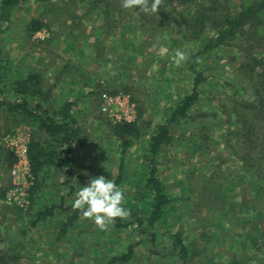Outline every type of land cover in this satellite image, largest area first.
<instances>
[{
  "label": "rangeland",
  "instance_id": "374dc122",
  "mask_svg": "<svg viewBox=\"0 0 264 264\" xmlns=\"http://www.w3.org/2000/svg\"><path fill=\"white\" fill-rule=\"evenodd\" d=\"M234 2L241 3L242 0ZM86 5L87 0H26L14 8L9 20L0 26L1 59L10 66L7 71L3 70L8 85L6 89L37 68L49 91V100L59 106L70 85L62 82L63 90L59 95L55 94L56 79L73 77V83H83L86 79L92 81L87 77L92 75L96 77L93 84H100L99 89V86L94 87L99 98L94 102L87 99L83 102L86 107L82 104L85 109L75 112L82 134L71 154L75 159L74 177L67 176V167L60 172L56 171L58 167L50 170L46 189L39 193L35 204L30 202L32 182L25 174L27 164L21 161L19 149L30 148L34 140L43 142L47 134L33 119L9 113L6 108L0 112V144L16 159L9 173L11 184L5 198L0 200V241L14 229L16 233L26 231L25 235H20L22 244L14 250L23 257L22 264L80 262L74 260L76 250L70 251L64 243L66 238L57 243L55 249L51 246V235L58 229L57 223L66 220L68 213L58 210L53 221L43 226H33L30 215L42 207L72 205L75 193L92 177L103 175L114 181L118 177L122 144L113 133L115 125L101 113V94L128 93L137 103L144 135L125 153V162L129 173L139 170L142 176L144 169L139 165L145 163V159L141 157L147 155L148 141L156 126L166 123L184 96L192 92L195 83V71L190 68L189 59L177 67L174 56L179 49L190 57L201 47L202 39L196 42L184 40L180 34H173L171 28L162 31L164 27H159L163 35L149 36L153 38L146 46L142 40L148 39L151 33L145 34L144 30L133 32L127 21L130 17L121 20L124 15L135 16V9L115 11L107 19L103 10L100 14L96 10L87 16ZM1 7L0 3V14ZM34 19L48 22L50 28L45 27L30 37L26 28ZM113 20L118 22L110 25L108 22ZM134 21L138 22V19ZM10 23L13 29L6 32ZM122 32L128 36L136 33V36H130L124 45L120 36ZM161 46L167 51L162 53ZM244 53L240 48L220 49L203 60L198 66L205 78L199 88V103L191 109V118L183 119L180 125H172L173 141L165 144L158 154L160 176L167 184L168 192L178 199L173 204L175 209L166 215L168 225L159 227L156 232L158 249L171 251L175 235H180L186 245H192L200 253L189 264H264V237L260 236L264 229V211L260 212L264 210V196L257 191L264 187V113L257 116L245 107H241L240 112L235 110L239 104H255L257 101L253 82L251 85L248 76L250 68H246L250 60ZM148 123L150 128L146 127ZM244 159H250L255 166L246 165ZM141 176L132 175L130 178L139 179ZM130 178L128 176L127 180ZM127 180L121 184L125 203L130 200L128 193L135 189ZM4 185L0 184V187ZM57 191L60 193L56 196ZM62 197L66 199L63 201ZM139 207L146 209L147 203ZM18 208H24L27 214ZM31 208L33 210L28 211ZM252 208L259 210L255 212ZM127 209L131 216L132 206ZM144 214L149 213L146 210ZM224 214L227 217L221 224ZM20 215L27 218L22 219ZM133 220L130 217L123 222ZM15 221H18L17 227L13 224ZM81 222L77 230L70 231V235L74 237L81 231L80 235L83 232L86 238L90 234L101 238L110 246L107 249L109 255L124 254L129 245L140 242L134 248L131 262L122 264H183L177 257L164 258L153 253L155 245L149 234L141 232L137 222L120 230L114 222L106 231L100 230L90 219L82 217ZM236 233L250 237L240 242ZM83 235L79 249L85 255L82 264H95L92 255L101 253L102 247L95 240L86 241ZM0 245L12 250L15 247L10 243L0 242ZM56 255H64V258L59 259L60 256Z\"/></svg>",
  "mask_w": 264,
  "mask_h": 264
},
{
  "label": "trees",
  "instance_id": "16d2710c",
  "mask_svg": "<svg viewBox=\"0 0 264 264\" xmlns=\"http://www.w3.org/2000/svg\"><path fill=\"white\" fill-rule=\"evenodd\" d=\"M26 0H1V24L7 22L9 14L14 8H18ZM86 7L88 8L87 16L97 11V14L103 10L106 18L109 19L114 15L115 11H124L121 6V0H87ZM102 11V13H103ZM135 16L128 14L124 15L123 19H129V24L132 26V30L139 31L144 30L145 34L149 32L148 39H143L142 44L148 45V40L153 37H157L159 27H164L162 31H166L169 28L174 33H178L184 40H191L196 42L203 40L201 47L195 51L189 57L190 68L195 71V83L191 93L184 96L181 103L172 112L169 119L165 124H159L156 126L151 139L148 141L147 155L141 157L145 159V163L139 165V168L144 169V173L141 176L139 170L134 173L128 172V167L125 162V153H127L131 146L144 135V128H141L139 122L126 123L115 126L113 133L118 137L122 144V159L119 169V175L115 179L117 187L121 188V184L125 183L128 176L139 175V179L130 178L127 181L133 186V193H128L130 199L128 203L124 202V207L128 208L132 206L133 210L131 216L127 218L134 219L129 223H124V219L117 218L115 225L118 230L127 228L138 223L143 234H149V237L155 245L154 253L156 255H162L165 257H177L183 261V264H189L193 257H196L200 253L197 249H194L192 245H186L180 235H175V241L172 250L158 249V237L157 231L159 227L166 228L168 225L167 213L175 209L174 202L178 201L176 195L168 192L167 184L162 180L160 176V166L158 165V154L164 149L165 144L172 143L173 138L171 136L173 127L172 125H180L182 120L188 117H192L191 109L199 103L200 91L199 88L203 84L205 78L202 72L198 71V66L201 63H197V58L206 60L211 55L220 49L236 48L242 49L243 53L249 58V63L246 68H250L248 76L250 83L255 90V96L257 101L255 104H239L235 110L240 112L241 107H245L253 111L257 116L264 113V0H249L248 3L242 0L241 3H235L234 0H164L160 9L155 14H144L139 12L138 9L134 11ZM74 19L77 16H72ZM138 19L137 21H134ZM117 20L109 21L111 25H115ZM11 24L8 26L6 32L11 28ZM150 26L149 28H147ZM50 28L49 23H45L42 19L32 20L26 28L27 34L32 37L36 32L41 31L43 28ZM159 32V33H158ZM136 33L127 35L121 33V38L124 45H126L130 39V36L135 37ZM153 36V37H149ZM133 39V38H131ZM147 40V41H146ZM225 47V48H224ZM126 48V47H125ZM3 54L0 49V112L3 108L9 113L18 114L25 118L33 119L39 122V127L47 134L46 140L39 142L34 140L29 148V160L31 165V174L33 176L30 202L37 201V197L40 192L45 188L47 184V176L50 174V170L58 167L57 172H60L67 167L65 173L71 179L74 177L73 167L75 159L71 157L75 144L81 139L82 130L79 127L77 118L72 114V104L55 105L52 104L49 91L46 90L45 81L41 74L30 73L26 77H20L17 79L10 89H6L8 86L5 84V74L3 70L9 69V64L5 62L1 55ZM141 54V53H139ZM127 92L128 89H125ZM116 92V91H114ZM113 92V93H114ZM7 93L9 95H7ZM10 96V97H6ZM5 96V97H4ZM241 114V113H237ZM264 118V117H263ZM151 124H147L146 127L150 128ZM147 130V129H146ZM145 130V131H146ZM252 132V131H250ZM246 135L245 137H249ZM140 159V158H139ZM263 159L262 157L259 158ZM264 160V159H263ZM16 162L15 155L8 150L3 144H0V184L5 183L3 187H0V200L5 198L7 194V187L11 184L9 179V173ZM244 163L250 167L255 166L251 163L250 159H244ZM256 164V163H255ZM3 176V177H2ZM258 193L264 196V187H259ZM59 192V191H58ZM60 193V192H59ZM73 194V193H72ZM41 196V195H40ZM127 198V199H128ZM66 197H62L64 201ZM131 201V203H130ZM147 203V208L139 207L140 204ZM128 205V206H127ZM195 206V203L193 204ZM33 206V205H32ZM17 207V205L15 206ZM19 207V206H18ZM62 213H68L67 222L60 226V232L63 234L68 233L69 229L75 225L81 218L82 214L78 210H74L72 206L66 207L62 205L60 207ZM19 211H26L24 208H18ZM59 207L51 205L48 207L39 208L33 215L32 224L37 226L42 220H48L53 218ZM255 212L259 209L252 208ZM31 208L28 211H32ZM148 211L149 214L145 215L144 212ZM19 211L17 215L19 217ZM261 210L260 212H263ZM228 212V211H227ZM26 213V212H25ZM27 214V213H26ZM227 214V213H226ZM221 216L220 223L224 224L225 217ZM229 216V212H228ZM17 217V216H16ZM17 217V218H18ZM20 218L26 219V215H20ZM14 226H18V221L13 222ZM219 226H221L219 224ZM170 228V227H169ZM26 231L8 234V237L1 239L2 243H10L15 247L8 249V247H2L0 245V264H22L23 257L20 253H15L14 250L19 248V244H22L20 235L23 236ZM264 237V229L260 235ZM235 237L240 242L247 241L249 235L242 233H236ZM129 245L128 251L121 255L106 256V258L96 257L98 264L104 262L105 264H122L129 263L134 255V248L136 245ZM16 248V249H15ZM14 252V253H13ZM167 252V253H166ZM202 251L201 253H204ZM166 253V254H165ZM174 260V259H173ZM175 261V260H174ZM32 263V262H30ZM233 264V263H228Z\"/></svg>",
  "mask_w": 264,
  "mask_h": 264
},
{
  "label": "clouds",
  "instance_id": "9594fccd",
  "mask_svg": "<svg viewBox=\"0 0 264 264\" xmlns=\"http://www.w3.org/2000/svg\"><path fill=\"white\" fill-rule=\"evenodd\" d=\"M164 0H121L124 9H138L144 14H155L159 11ZM162 53L167 49L160 47ZM189 59L188 55L179 49L175 51L174 63L180 67ZM197 63H202V58H197ZM125 193L117 187L113 179H106L103 175L92 177L85 186L76 193L72 203L74 210L81 212L82 217L90 219L102 231L117 218L126 219L130 211L124 207Z\"/></svg>",
  "mask_w": 264,
  "mask_h": 264
},
{
  "label": "crops",
  "instance_id": "0c3cea01",
  "mask_svg": "<svg viewBox=\"0 0 264 264\" xmlns=\"http://www.w3.org/2000/svg\"><path fill=\"white\" fill-rule=\"evenodd\" d=\"M11 28L13 29V27H12V24H11ZM12 29H10V30H12ZM9 31V30H8ZM21 43V42H20ZM37 72V73H39L40 71L36 68L35 70H32L31 71V73L33 72V73H35V72ZM87 77H89L90 78V80H92V81H94V79H96V77H94V76H92V75H89V76H87ZM73 77H71V78H66L65 77V79L64 78H61V80L59 81V79H56V87H55V90H56V92H54L55 94H60V92L63 90V86H62V82H64V83H67V84H69L70 85V88H69V90H68V93H67V95L65 96V97H63V100L61 101V104H68V103H71L72 104V114L74 115V117H75V112H82V110L83 109H85V105L83 104V102L84 101H87V99L89 100H93V102H94V100L95 99H97V97L99 98V96H100V94H99V92L97 91V90H94V87H96V86H99L100 84H93V82L92 81H89L88 79H86V81H84L83 83L82 82H74L73 83V81L71 80ZM105 78V77H104ZM57 82H59V83H57ZM75 86V87H74ZM90 87H92V88H90ZM100 88V86L98 87V89ZM85 106H83V105ZM90 108H88L87 107V110H89ZM58 195V191L56 192V196ZM62 205H64V204H62ZM62 205H60V206H58L57 204H56V206H58L59 207V209L58 210H60L61 208V206ZM66 207H68V205H65ZM70 206H72V205H70ZM43 208V207H42ZM82 219V218H81ZM81 219L77 222V223H75V225L74 226H72L70 229H69V231H68V233H66V234H63L62 235V233L60 232V226H62L63 227V224L64 223H66L67 222V218H66V220H63V221H60V222H58L57 223V226H56V228H58L57 230H55L54 231V233H52V235H51V246L52 247H54V249H55V245L57 244V243H60L63 239H65L66 238V240H64V243L66 244V245H68L69 246V249H70V251L73 249V250H76V253H75V256H74V260L75 261H80L78 264H82V262H83V259H85V255H84V253L83 252H79V249L81 248V246H82V242H81V239H80V237H81V235H83V232L81 233V235H80V232H78V233H76V235L73 237L72 235H70V231L72 230V229H76L77 230V228H78V226H80L81 224H82V222H81ZM53 221V219L51 218V219H48V220H42L41 222H39L37 225H41V226H43V225H45L46 223H49V222H52ZM61 223V224H60ZM55 224V223H54ZM55 235V236H54ZM46 237H47V235H45ZM83 238H85V240L86 241H90L91 242V240H95V242H97L101 247H102V252L101 253H96L97 254V256H98V258H106V256H114V255H109V253H108V251H107V249H109V247L110 246H108L106 243H104V242H102V240H101V238H97V237H94L93 235H88L87 236V238L83 235ZM108 247V248H107ZM154 253V252H153ZM59 254H61V253H59ZM96 254L94 253L93 255H92V260H93V263H95V258L97 257L96 256ZM99 254V255H98ZM116 255V254H115ZM56 256H60L59 257V259L61 258V259H63L64 258V255H56ZM47 261V260H46ZM44 263H47V262H45L44 261ZM43 263V264H44ZM49 264V263H48ZM96 264H98V262L96 261ZM105 264V263H104Z\"/></svg>",
  "mask_w": 264,
  "mask_h": 264
},
{
  "label": "built area",
  "instance_id": "2783aa9c",
  "mask_svg": "<svg viewBox=\"0 0 264 264\" xmlns=\"http://www.w3.org/2000/svg\"><path fill=\"white\" fill-rule=\"evenodd\" d=\"M101 98V113L109 118L115 126L139 122L138 106L131 94L102 93ZM19 150L22 156L21 161H25L27 164L25 174L29 176V180L30 178L33 180L34 178L31 174L29 160V147H21ZM14 173H16V171H14Z\"/></svg>",
  "mask_w": 264,
  "mask_h": 264
}]
</instances>
